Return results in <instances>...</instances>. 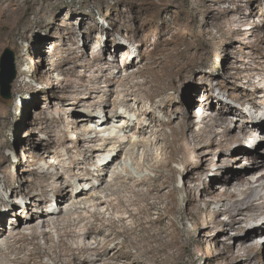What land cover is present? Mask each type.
<instances>
[{
	"label": "rangeland",
	"instance_id": "374dc122",
	"mask_svg": "<svg viewBox=\"0 0 264 264\" xmlns=\"http://www.w3.org/2000/svg\"><path fill=\"white\" fill-rule=\"evenodd\" d=\"M117 43L124 49L115 53ZM7 49L15 53L18 78L10 100L1 95L0 87V192L7 202L4 205L0 199V244L12 241L16 234H30L34 224L40 228L37 243L44 249L33 264H63L53 257L61 249L51 248L50 255H45V248L58 244L56 227L72 217L78 219L76 226L82 233L77 246L109 242L108 250L95 256L99 264L107 257H113L108 264H236L234 258L240 264L258 262L256 253L259 247L264 250V238L235 243L234 237L244 235L240 226L248 228L245 222L231 227L227 210L236 211L250 201L258 203V197L264 195V179L257 182L264 174V135L261 131L252 136L240 133L243 140L225 147L220 161V151L199 147L193 132L200 129L204 138L211 128H237L234 135L242 126L264 129V0H0V63ZM101 56L100 65H87ZM150 64L166 72L161 83L167 89L154 100L146 92L156 72L147 70ZM101 68L108 70L97 81L101 92L88 94L83 87L74 90L81 78L84 84L95 85L89 84V79L99 75ZM142 70L144 74L126 83L127 87L135 83L141 86L136 89L142 103L136 104L135 96L125 95L124 86L106 82L120 71L123 78ZM173 70L177 72L169 75ZM128 99L134 108L128 111L133 121L124 132L121 126L126 118L115 115L127 109L120 106ZM224 109L236 113L228 117L223 128L214 126L207 116ZM196 112L207 117L204 123L196 118ZM88 113L96 115L97 123L78 128L74 122ZM186 123L191 129L184 130ZM139 125L145 127L143 132ZM46 126L54 127L55 133L46 134ZM88 127L92 130L86 131ZM178 129L181 140L165 150ZM133 135L140 141L136 148L128 138L125 144L118 140ZM112 137H116L112 144L108 142L101 153H91L92 161L87 164L82 152L94 145L101 147ZM92 139L97 142L91 143ZM237 147L243 149L239 161L237 154L231 155ZM34 152L44 158L36 159ZM251 152L256 156L254 162L245 157ZM117 153L121 157L108 173L104 163ZM224 161L231 167L223 165ZM155 162L162 163L159 172L151 167ZM70 167L74 172H67ZM160 173L179 192L155 189ZM58 174H63L58 186L67 189L71 198L61 203L62 195L49 189L50 201L45 208L38 207L37 196L22 199L6 188L12 184L26 189L41 183L39 178L46 175L54 183ZM232 176L243 180L236 179L228 186L220 181ZM213 181L217 198L233 192L241 204L219 201L208 205L204 200L197 204L204 183ZM188 182H192L195 197L184 189ZM84 187L87 193L76 198L77 189ZM248 187H253L254 195L242 194ZM140 195L144 200L132 205V210L147 206L149 212L129 218L130 213L115 199L122 198L130 205ZM218 210H222L220 215ZM51 211L61 214L47 216ZM93 212L103 214L105 220H97ZM42 214L45 222L39 218ZM32 215L35 222L17 232L13 225L28 221ZM262 218L251 225L264 228ZM92 226L97 232L83 236ZM42 231L47 235L42 236ZM23 245L21 257L27 259L36 245ZM248 248L251 255L255 252V261L248 259ZM6 252L16 257L10 250ZM76 254L85 258L81 250ZM0 258L1 264H17Z\"/></svg>",
	"mask_w": 264,
	"mask_h": 264
},
{
	"label": "bare ground",
	"instance_id": "6f19581e",
	"mask_svg": "<svg viewBox=\"0 0 264 264\" xmlns=\"http://www.w3.org/2000/svg\"><path fill=\"white\" fill-rule=\"evenodd\" d=\"M87 45H89L88 42H87ZM43 46H44V44H42V47ZM121 49H124V46L121 45V44H119V43H117L115 53H117ZM102 62H103V57L101 56L99 59H94V62L92 64L87 63V65L89 64V67H93V65H100ZM131 64H133V63H131ZM131 64H129L127 67L129 68V66ZM147 68H148L147 70H150V69L151 70H156L155 68L152 67L151 64ZM107 71L108 70H106L105 68H101L99 70V75H95V77H92V78L90 77L89 84H95V85H91L90 86L88 84H84L82 82V78H81V82H77V84H79V86L75 87L74 90L75 91H78L79 90V87H83L85 89V91L88 92V94H91L93 92H96V93L101 92L102 91V88L99 87V86H96V85H97L98 82H100L102 80V77L105 76V74H106ZM176 72H177L176 70H173V71H171V73L169 75H172L173 73H176ZM144 73H145V70H142V71H139L138 73H135L134 72V73H131L129 75H126L125 77L122 78V76L120 77V75H121V71H120V72H118V74H115V75L110 76L111 77L110 80L107 79L106 82L109 84V86L114 85V84H120L121 86H124L125 87L124 88L125 90L123 91V93L124 94L126 93L128 96H135L136 104H139V103H142L143 102V98H141V96L139 95V91L136 89L137 86H140V85L135 83L134 85H132V86L129 85V87H127L126 86V83H127V81L133 80L136 77H138V74L139 75H142ZM165 75H166V72L164 70H156V72L153 73V77L149 81L148 87L146 89V92L148 91V96L147 97L149 99L154 100L155 98H157L158 96H160V94L162 93V91H164V90L167 89L161 83V79ZM84 77H85V75H84ZM113 82H114V84H113ZM65 98H67V96ZM129 101L130 100L128 99L127 101L122 102L120 108H122L123 106H125L127 109H125L124 112H120L119 111L115 115L116 118H119V117L120 118H126V119H124V120H126L125 123L121 126L122 127L121 131H124V132H126L128 129L131 128V123L130 122L133 121L132 118L130 117L128 111L131 110V109H134V108H133V106H131L129 104ZM95 104H93V106ZM118 106L119 105H116V107H118ZM119 113H120V116H119ZM232 113H236V111L234 109L217 110V111H215L214 114H212L210 116H207V117H210L212 119V121L214 122V126H218V127H222L223 128L224 127V124H226V122L228 120V117H230ZM95 117H96V115L93 114V113L84 114L82 116H79L77 118V121L74 122V124L76 126L77 125L78 126L80 125V127L77 126L80 129H81V126H83L85 128V127H87L89 125H93V124L97 123V120H96ZM197 117L200 118V119H203V120H201L202 123H204V121L207 119V117L205 118L204 115L199 116V113L196 112V118ZM47 118L49 119L48 116H47ZM152 118L154 119V116H152ZM190 118H191V116H190ZM48 119H45V120H48ZM50 119L53 120V118H50ZM49 122H48V124H49ZM106 124H109V119H107ZM139 128H140V132H143L145 130V127H143V126L141 127L139 125ZM184 128H185L184 130H189V129H191V126H190V124L186 123ZM52 129L49 126H46L43 130L45 131L46 134H49L50 135V134L55 133L54 130L52 131ZM87 130L89 131V130H92V129H91V127H88L86 129V131ZM235 131L237 132V128L236 129H228L226 126H225V128H223L222 131H218L215 128H211V129L208 130L207 136L204 137V138H202L203 136L200 135V129H199L198 132H193V136H194V139L197 141V143H198L197 145L199 147H203L204 148L205 146H207L208 148H213V149L216 148L217 150H219L220 151L219 160L221 161V158H224L223 151L225 150V147L229 146L233 142H240L241 140H243L242 139V136H241L242 134L243 135L244 134H249V135L252 136V135H255V133H259L261 131V134L264 135V129L263 128H260V127H255V126L251 130H247L245 126H242V127L239 128V132L236 133V135H234V132ZM57 132L58 131H56V134H57ZM67 132H65V134H67ZM240 133H242V134L240 135ZM178 135H179V129L178 130H174V133H173V136H174L173 142H170L167 145V147L164 148L165 150L175 147V145L181 140ZM134 136L135 135H133V136H124V137L121 136L118 140H120V142L122 141V143H124V144L127 143V142L130 143V144L132 143L135 146V148H136L137 146H139V142L140 141L139 142L135 141L134 140ZM127 138H128V141H127ZM115 139H116V137L109 138V139L105 140L106 142L101 147H96L94 145V146H92L91 149H86L87 150L86 152L83 151L82 153L84 155H86L85 157H87L86 158V163L89 164L92 161L91 160V157H92V154L91 153H93L95 151L100 152V153L102 151H105L106 148L109 146V144H112L113 140H115ZM90 141H91V143L92 142H94V143L97 142V140H95V139H92ZM108 142H110V143L108 144ZM84 143H85V141H84ZM36 149H38V148H36ZM34 153H36V152H34ZM235 154L238 155L236 157L237 158V161L241 160L242 154H243V149L237 147L235 149V151L231 155H235ZM36 155H38V156H35L36 159L44 158V155H40V154H37V153H36ZM56 155H58V152H56ZM119 155H120V153H117L112 158V160L106 161L104 163V166H103L104 167V170H108V173H109L110 172L109 169H111V167H113V165L115 164V162L118 161ZM245 157H247L246 159L248 161H250V162L253 161L254 162L256 156H255L254 153L251 152V153H247L245 155ZM161 162H155V164H153L151 166L152 169L159 172V169L162 167V163ZM76 163L77 162L75 161L74 164H76ZM256 164H257V167H261V165L259 163H256ZM223 165L230 166L231 167V164H229L228 161H224ZM67 172H70V173L74 172V168L70 167L69 169H67ZM205 173H207V172H205ZM226 173H229V170H227ZM37 174L38 173H36V175ZM187 176H188L189 179L194 180L193 178L190 177V173H187ZM62 177H63V174L62 175H59L58 174L57 177H56V182L51 183L50 181H51V178L52 177L50 178V177H48L46 175L44 177H40L39 178V179L42 180L41 183H38L39 185L37 183H32L30 186H27L26 189L24 187H22V188L20 187L19 189H17V188H14L12 186V184H9L8 186H6V188H9L10 187L11 190H12L11 193H15L16 196L17 197H20V198L23 197V198H29V199L32 198L33 199L34 197L37 196V198L40 199V203L38 204L39 205L38 207L45 208L49 204V201H50V198L48 196L49 189H51L56 194L62 195V197H60L61 198L60 199V202L61 203L65 202L69 198V193H68L67 189H65V188H63L61 186H58V184H57V180L61 179ZM118 178H120V177H118ZM236 179H238L237 181L243 180V178H241L240 176H232L230 178L229 177H224L220 181H222L225 185L228 186L229 183L235 181ZM262 179H264V174L257 180V182L258 183L259 182H262ZM26 181L27 180H23L24 183H26ZM160 181H161V183H160ZM156 182H157V184H156L155 189H159V190L165 191V189H167V188H173L176 193L179 192V190L177 188L173 187L172 183L170 181H168V179H166V177H164V175L161 174V173L157 176ZM192 182L186 183L185 186H184V189L189 193V195H193L194 196V194H193L194 193V189L190 185ZM263 184H261L260 186H263ZM232 186H235V185L233 184ZM6 188H5V190H6ZM87 189L88 188H85V187L84 188H81V189L78 188L77 189L76 198H81L83 195H85L87 193ZM196 190H197V188H196ZM214 191H216V189H215V181H213L212 183L205 182L204 183V187L202 189V195L200 196V198L198 199V201H196V203L199 204L201 201L204 200V201L207 202L208 205H212L215 202H219V201L220 202L231 201V202H233V205L234 206L241 204V202H239V200H238V195L236 193L230 192L228 194H225L224 195L225 197H223V196L220 195L221 194V192H220V194H219L220 196H218L219 198H217V196H215L216 194H215ZM253 192H254L253 187H248V188H246L245 190L242 191V194L251 196L253 194ZM222 193H224V192H222ZM1 194L2 193L0 192V199L3 201V204L6 205L7 202H6V200L4 198H2V195ZM140 197H139L140 199H136L135 198L136 200H133L130 205H125V203L123 202V200H121L122 198L121 199H118V200L115 199V200L119 202V203L117 202L118 204H122L126 208V210L130 213L129 218L130 217L136 218V217L139 216L140 213H142L144 211H148L149 212V209H147V206L139 207L138 209H133L132 210V205H136L141 199L144 200V197L145 196L144 195H140ZM194 201L195 200H193V202ZM111 204H112V202H111ZM113 205L114 206H118V205H115V204H113ZM14 206H17V205H14ZM114 206H113V208H114ZM123 206H122V209H123ZM119 207H120V205H119ZM235 209H236V211H234L233 208L227 210V212L231 215V222H230L231 227H234V226H236V225H238V224H240L242 222H245L247 224V227L246 228H248V229L245 230V229L241 228V226H240V230L244 232V235L242 234L243 236H241L240 238L239 237L238 238L234 237L232 240H234L235 243H238L239 244V243H245L249 239L250 240L251 239H254V240H252V242H256L259 238H261V239L264 238V228L260 229V228H257V227H254V226L251 225L254 222L259 221L262 217H264V195H260V197H258V203L257 202H254V201H250L245 207H236ZM134 210H136V212ZM221 213H222V210H218L217 211V214L218 215H220ZM58 214H61V211L59 213H57L56 211H53V212L51 211L50 214H47V216H55V215H58ZM102 215L99 212H93V217H95L97 220H100L102 218ZM45 216H46L45 214L44 215L42 214L39 218L41 220H44V222H45ZM102 219H104V218H102ZM1 220H3V219H1ZM77 220L78 219H75V218H72V217H68V218H66L63 221L64 222L63 224H59V226H57V227L55 226L59 230V239H58V242L56 241V243H58V244L56 245L53 242L54 245H49V248L48 247L45 248L46 249L45 255H50L49 252H48V250L51 249V248L52 249H55V250L61 249L60 251L55 252V255H53V257L56 260H58L59 262H62L63 264H81V263L82 264L83 263L97 264L99 262V260L97 259L98 254L101 255L102 252L108 250V244H109V242L108 243H104V244L102 243L103 244L102 245L101 243H97L98 241H96L95 244L87 243V244H85L84 246H81V247L77 246L76 240H77V238H79L82 235V233L77 228L78 226H76ZM5 221H3V222H5ZM33 221L35 222V217H33V215H32L31 218L28 221L24 222L23 220H20L15 225H13V226H16V228H15L16 231L17 230L20 231V229H22L23 226H25V225H27V226L28 225H32L33 224ZM120 221H125V218H121ZM58 223L59 222H57V224ZM37 229L38 228L36 226H34V224H33L32 226H30V230H32V232L30 231L31 232L30 234H27V233L16 234L15 236L12 237V238H14L12 241H7L6 243L0 244V255L2 256L3 262L10 261V262L17 263V264H33V261L35 259L37 260L40 256H42V252L40 251V249L42 250L43 247L41 248L40 245L37 243V241H38V239L40 237V234L38 233L39 231H37ZM12 230H13V228H12ZM97 230L98 229L96 227H94V226L88 227L87 228V231L83 234V236H85V237H91V235L95 234L97 232ZM101 232H102V230L99 231V233H101ZM2 234L3 233L0 231V237L2 236ZM41 235L42 236L43 235H47V233L45 231H42ZM51 240H50V237H49L48 238V241L50 243L53 241V240L52 241ZM25 243H27V244L28 243H31V244L33 243L34 245H36V248L34 249V251H32L29 254V257L27 259H24V258L21 257L22 256L21 254H22V252L24 250V245L23 244H25ZM261 245H263V247H264V241L262 242ZM3 247H6L7 251L10 250V252L13 253L16 257L11 258L10 257L11 255L9 256V253H7L6 252V249L3 248ZM232 247L230 246V249H229L230 250V253H231V248ZM77 249L78 250H81L82 253L85 254V258L84 259H82L83 257H81V258L77 257V254H76ZM239 250H240V248H239ZM247 250H248V254H247L248 259L250 261H253L254 259H256V256L254 258H252V255L255 252L251 255L250 254L251 253V251H250L251 248H248ZM232 251H233V249H232ZM259 251H261V253ZM256 254H258V256H257L258 262L256 264H262V260L264 259V250L262 251V249H260V247H259L258 248V252ZM259 254H260V256H259ZM228 255H229V252H228ZM95 256H97V257H95ZM117 257L118 258H121L120 255L117 256ZM111 259L113 260V257H111ZM111 259H109L107 257V259H103L102 258V260H100V261L102 263H104V264H108L107 261L108 260H111ZM0 260H1V258H0ZM234 260H235L236 264H240V262L237 261V258H234Z\"/></svg>",
	"mask_w": 264,
	"mask_h": 264
},
{
	"label": "water",
	"instance_id": "95a60500",
	"mask_svg": "<svg viewBox=\"0 0 264 264\" xmlns=\"http://www.w3.org/2000/svg\"><path fill=\"white\" fill-rule=\"evenodd\" d=\"M0 87L1 95L10 100L12 98L13 84L18 78L16 56L11 49L5 50L1 58Z\"/></svg>",
	"mask_w": 264,
	"mask_h": 264
}]
</instances>
